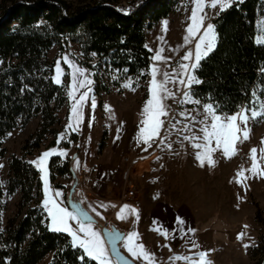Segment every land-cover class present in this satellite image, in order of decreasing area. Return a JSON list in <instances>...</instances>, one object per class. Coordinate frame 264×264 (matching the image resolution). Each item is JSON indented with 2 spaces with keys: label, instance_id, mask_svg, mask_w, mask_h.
<instances>
[{
  "label": "trees",
  "instance_id": "16d2710c",
  "mask_svg": "<svg viewBox=\"0 0 264 264\" xmlns=\"http://www.w3.org/2000/svg\"><path fill=\"white\" fill-rule=\"evenodd\" d=\"M175 6L174 0H133L127 6L112 0L76 6L65 0H0V157L5 155L3 142L9 133L39 119L21 154L7 161L5 194H17L19 200L15 217L0 227V264H40L48 255L47 264H98L72 247L67 233L48 228L39 171L27 158L47 137L49 147L56 145L59 114L69 102L65 86L54 81V62L48 53L55 45H77L79 63L92 72L94 93L110 94L112 86L121 94L128 78L136 85L147 82L153 62L146 48L147 33ZM261 19L264 0L234 2L213 19L216 47L194 73L201 83L193 85L192 92L201 104L213 103L222 114H232L248 101L253 88L264 86V46L256 42ZM101 68L117 72L110 87L98 82ZM72 138L76 139L75 133ZM106 139L104 132L99 151ZM62 145L68 147L67 142ZM48 171L50 184L63 189L56 179L72 177L73 162L52 156ZM3 199L0 184V218ZM258 216L257 211L261 235L250 256L257 253L261 258L256 264H264V223Z\"/></svg>",
  "mask_w": 264,
  "mask_h": 264
},
{
  "label": "rangeland",
  "instance_id": "374dc122",
  "mask_svg": "<svg viewBox=\"0 0 264 264\" xmlns=\"http://www.w3.org/2000/svg\"><path fill=\"white\" fill-rule=\"evenodd\" d=\"M65 1L69 6H76L82 3H89L92 0ZM132 1L133 0H112L113 3L122 6H127ZM174 1L176 6L169 17L161 20L147 33L146 48L152 54L153 62L150 69L155 64L159 68L161 74L167 72L173 79H177L178 77L176 74L180 72V64L189 63V61H184L182 59L183 56L189 51H195V44L199 37L191 43L185 39L188 35L187 28L191 23L190 16L194 7L192 0ZM205 11L207 13V18L204 21L205 27L208 24L213 25L212 19L217 17L220 13L219 8H206ZM165 21H167L166 30L164 24ZM262 25H264V19H261L260 21L256 40L264 35V27H262ZM158 53L163 56V60H153V57ZM48 58L54 62V76L56 75L55 69L57 62H60V66L63 70L61 85L66 88V94L69 101L68 107L62 110L59 114L60 123L56 126V129L58 130L56 145L49 147L48 144L51 137H47L43 146L27 158L32 163L38 161L43 153L48 152L51 149L55 148L58 152L64 151L66 152V156H53H58L62 162L67 161L71 163L74 161L73 171L76 177L81 179L79 178L80 167H85L87 169V175H90L93 168L91 167V160L94 155L102 153V156H99V161H103L104 159H107L110 156L111 151L114 150L112 147L121 146V148H126L130 146L131 148V146L135 145L136 136L139 127L141 126V121L144 118L143 109L146 101L149 99V81L151 79L150 70L146 83L143 82L136 85V83L130 78L125 80L121 87V94L118 93L116 88L111 86L112 82L116 79L117 72L109 70L104 71L103 68H101L97 74L98 82L99 84L104 83L107 87L111 86L110 94H105L103 92L100 97H98L94 93L93 82L88 86L91 89L90 91H88V89H78L77 98H79L81 92L88 91V101L83 108L82 123L79 124V130L74 131L79 135V142L78 135H76V139H71L73 131L67 127L68 124L72 122L69 121L68 118L69 115L70 117L72 116L71 109L74 103L69 96L72 86L71 73L73 69L69 64L65 63L64 60L67 58L73 64L85 70L88 79L91 81H93L92 72L90 73L79 63L78 59L80 58V52L78 46L75 44H69L67 47L63 44H60V46H53L48 53ZM157 78L163 79V76L161 75ZM125 84H131L132 87H124ZM168 88L176 95L174 98L165 100V104L168 106L169 116L163 118L165 119V126L161 132V137H167V139L164 140L163 143H160L159 141L155 143V149L151 151V153L156 156L155 162L158 163V165H140V170L144 168L152 171L149 177L151 186L150 184L146 185L143 180L144 178H141L140 181L137 180L135 182L136 187L134 186V188L136 190L139 189V192L144 196L142 198L149 203L159 200H166L174 203H186V210H184L183 214L186 216L187 222L190 223V218L192 220L195 219L196 227L202 231L204 237L206 234L212 237L214 241L213 244H210V242L209 244H206L205 241H203V243L199 244V248H196L198 251H190V249L185 250L181 252L180 256H194L195 253L199 251H207L209 253L208 258L213 264H256L261 256L256 253L255 257L252 258L250 252L253 248L258 246V239L261 235V226L256 220L257 211L259 220L264 223V178L248 179L246 181L247 188L245 189L236 183V174L242 167L248 168L251 166L252 162L248 157L252 148L260 149L261 147H264V144L261 143L264 141V122L251 121L249 123V128L251 129L250 139L237 145L238 154L236 156L229 159L223 156L222 151L218 150L213 154V158L216 161L215 166L212 167L205 164V166L201 167L199 161L195 158V153L198 150L192 147V142L184 140L183 137L193 134L202 136L200 128L203 127V125L200 123H194L185 116H182L181 113H190L192 116H196L197 121H199L202 119L203 109L201 105L203 104H182L180 101L183 98L185 89L179 83H169ZM93 98L95 100V108L91 107ZM36 123V119H33L30 125L26 128H18L12 131L7 135L3 142L6 152L4 156L0 157V165H3V167H0V182H2L1 186L4 192L3 201L5 203V211L0 218L1 228L5 226L9 219L15 217L17 212L16 206L19 200L17 194L14 196H7L5 194V181L8 173L7 161L10 156H19L21 154L22 146L26 141L30 140L31 135L37 129L35 126ZM173 124H175V128H172ZM185 125H188L191 131H184L183 129ZM104 132L107 134V139L103 149L99 151L98 145ZM61 136H63V139ZM117 136H119V139H117ZM64 142L68 143V147L62 145ZM165 142L166 149H163ZM195 142L203 143L202 140ZM168 144H171L170 148L167 147ZM78 151L79 157L76 158ZM146 155L143 157H146ZM49 159L50 157L47 161V170ZM77 161L79 162L78 164ZM180 162L183 164H179V166L178 163ZM32 164L36 167L34 163ZM182 169L187 175V178H191L193 172L197 173L195 176L197 178L196 184L193 189L187 191L189 195L182 197H151L147 195L148 192H150L148 190L149 188H166L170 185V182L172 185L178 183L179 175L177 173H182ZM38 171L40 179L44 183L43 173L39 169ZM172 177L176 179L171 181L167 180ZM47 179L49 188L53 194L56 191L61 192L65 189V200L62 196L56 198V200L61 206L67 208V206H65V201L67 192L73 183L72 177H57L56 182L58 184L61 186H67V188L62 186L63 189H57L50 185L49 171ZM85 180L87 182L86 176ZM76 189L81 204L87 211L90 212L92 210V205L100 204L98 202H84L85 192L83 187L77 185ZM45 198V195H43V201ZM114 209L115 207H113V210ZM119 209L120 206L114 213ZM122 209L123 207L114 215V220L118 217V214ZM44 210L46 218L48 219L47 225L50 229L51 218L48 216L47 210L45 208ZM91 213L94 215L96 221L92 226L94 230L101 233V230H98L97 226H103L105 221L103 220V215H98L94 212ZM184 220L186 219L184 218ZM107 222L109 223V220ZM69 223L74 230L78 229L76 221H69ZM131 226H134V222L126 221L123 224L124 231H129ZM241 232L245 233L243 240L237 238ZM245 244L250 245V247L245 248ZM172 254L177 255L179 253L173 252ZM166 256L170 257V253H166ZM50 259L51 255H48L40 264H47ZM132 261L136 263L134 260ZM112 264L116 263L112 260Z\"/></svg>",
  "mask_w": 264,
  "mask_h": 264
},
{
  "label": "snow or ice",
  "instance_id": "6c2138e0",
  "mask_svg": "<svg viewBox=\"0 0 264 264\" xmlns=\"http://www.w3.org/2000/svg\"><path fill=\"white\" fill-rule=\"evenodd\" d=\"M192 2L194 7L190 16L191 23L187 28L188 35L185 39L189 43L196 40L197 37H199V39L195 44V51L187 52L182 58L184 61H189V63L180 64V72L176 74L178 77L177 79H173L167 72L161 74L159 68L155 64L150 69L149 99L145 103L143 109L144 118L141 121V126L136 136L138 145H146L143 149L144 151H147L158 141L163 143L164 140L167 139V137H161V132L165 126V119L163 118L169 116L168 106L165 104V100L174 98L176 95L168 88L169 83H179L184 87L185 91L180 101L182 104L201 105V101L194 98L192 92L193 85L201 83L194 73L200 66L201 60L206 58L208 54L215 49L217 42L215 26L208 24L205 27L204 21L207 18L205 10L206 8H219L220 11H224L231 7L236 0H192ZM164 24L166 30L167 21H165ZM262 27H264V25H262ZM256 42L264 46V35L257 38ZM163 59V56L159 53L153 57L155 61H161ZM64 62L69 64L73 69L71 73L72 86L69 96L74 103L71 109L72 116L70 117L72 122H70L67 127L72 131H78L79 124L82 123L83 120V108L88 101V91L91 90L88 86L92 84V81L88 79L85 70L73 64L67 58H65ZM0 63H2V61H0ZM55 71L56 75L54 76V81L59 85L62 83L63 75V70L59 61L57 62ZM261 71L264 72V68H262ZM161 75L163 79H158L157 77ZM124 87L130 88L132 85L125 84ZM78 89H88V91L81 92L79 98H77ZM95 106V100L93 98L91 107L95 108ZM201 107L203 113L202 119L199 121H197L196 116H192L190 113L182 112L181 115L194 123L202 124L203 127L200 128L202 136H197L195 134L190 136L186 135L183 139L192 142V147L198 150L195 153V158L199 161L201 167L205 166V164L214 167L216 161L213 158V154L216 151L220 150L223 156L229 159L233 158L238 154L237 145L250 139L251 129L249 128V123L251 121L264 122V86L253 88L249 94L248 101L239 105L238 110L232 114H222L218 111V105L213 103H205L201 105ZM172 128H175V124L172 125ZM183 130L191 131L188 125H185ZM61 138L63 139V136H61ZM117 139H119V136H117ZM199 140H202L203 143L195 142ZM261 143L264 144V141ZM167 147L170 148L171 144H168ZM53 155L66 156V152H58L54 148L43 153L38 161L32 162L43 173L46 197L43 201V207L47 210L48 216L51 218L50 230L53 232L67 233L71 237L72 247L83 249L84 254L88 258L97 261L98 264H112L109 251L105 247L101 233L94 230L91 223H86L88 217L85 216L84 219H81L78 214L70 212L68 208L61 206L56 198L62 196V193L56 191L53 194L49 188L47 161L48 158ZM248 158L252 162L251 166L248 168L242 167L236 174V183L245 189L247 188L246 181L248 179L264 178V147L260 149L252 148ZM78 163L77 161V164ZM0 167H3V165H0ZM0 184H2V182H0ZM128 215L139 217V213L135 208L124 205L123 209L118 214V218L123 220L126 219ZM69 221H76L78 229L74 230ZM152 230L159 232L166 239L169 238V230L163 229L162 225L154 227ZM0 231H2V229H0ZM171 231L173 233V239L176 238V233H182L179 238L184 239L189 233L194 235L196 230L189 227L185 231L184 219L177 216ZM244 236L245 233L241 232L237 238L243 240ZM139 239V234L136 232L129 233L128 236L125 237L124 247L127 252L135 260L142 259L145 264H156L155 254L149 252L142 243H137ZM191 243L193 248H199V245H197L195 241ZM244 247L248 248L250 245L245 244ZM208 257L209 253L207 251H199L195 253L194 256L176 255L171 259L173 261L183 260L186 264H213ZM80 259H84V256H81Z\"/></svg>",
  "mask_w": 264,
  "mask_h": 264
},
{
  "label": "crops",
  "instance_id": "0c3cea01",
  "mask_svg": "<svg viewBox=\"0 0 264 264\" xmlns=\"http://www.w3.org/2000/svg\"><path fill=\"white\" fill-rule=\"evenodd\" d=\"M238 1L240 2L241 0H236V2ZM68 120L71 121L70 115ZM32 121L33 119L30 121V123ZM36 121L37 123L35 124V126L37 127L39 123V119L37 118ZM30 123L27 126H29ZM73 133L75 132L73 131ZM75 134L78 135L77 133ZM78 139H79V135H78ZM145 147L146 145H138L136 141L135 145L131 146V148L130 146L126 148H121V146L112 147V149L114 148V150L111 151L110 156L107 159H104L103 161H99L100 159L99 156H102V153L98 155L97 154L94 155L93 159L91 160L92 161L91 167L93 168L90 175H87V169L85 167H80V169L81 168L85 169V173L83 175L87 177L86 187H83V190L85 192L84 202L100 203V204L92 205L91 207L92 210L88 212L93 217L94 215L91 212H94L95 214L98 213V215H103L102 216L103 220H105L103 226L105 224H108V228L114 227L118 229L120 232L124 233L123 240L120 243V249L128 258H131L137 264H145V262L142 259L141 260L133 259L132 256L127 252L126 248L124 247L125 237H127L128 234L132 232H136L139 234L140 239L137 241V243H142L149 252L155 254L156 264H186V262H184L183 260L173 261L171 258L176 255H173L172 253L176 252L179 253L177 255H180L181 252L185 250H189V249L190 251L196 250V248H193L192 246L191 243L192 241H195L197 245L203 243V241H205L206 244H209V242L210 244H213L214 242L212 237L208 236V234H206L204 237L202 231L196 227L195 219L192 220L190 218V223L187 222V218L183 214L184 210H186L185 208L186 203H174L166 200H159L149 203L144 198H142L144 196L139 192V189L134 190L135 196L132 201L121 200V184L125 172L124 159L126 158L127 154H130L127 156H131L133 159L132 163L130 164L129 173H128V179L130 180V182L135 187H136L135 182L137 180L140 181L141 178H144L143 180L145 181L144 183L146 185L150 184L151 182L149 180V177L152 171L144 168L140 170V167L143 164L144 165L147 164L150 166L158 165V163L155 162L156 156H154V154L151 153V151L155 149L154 148L155 145L153 144V146L149 148L147 151L143 150ZM163 149H166V142L164 144ZM145 155L146 157H143ZM78 157H79V151L77 153L76 158ZM179 164L182 165L183 163L180 162L178 163V165ZM177 174L179 175L178 183L172 185V183L170 182V185L166 188H154V187L149 188L148 190L150 192H148L147 195L151 197H155V196L182 197L189 195L187 191L193 189L194 185L196 184L197 178L195 176L197 175V173L193 172L192 174L193 176L191 178H187V175L185 174L184 170L182 173L178 172ZM83 175L80 173L79 178H82ZM175 179L176 178L172 177V178H168L167 180L171 181ZM77 180L80 181L81 179L77 178ZM62 186H64V188H67V186L65 185ZM42 189H43V195H45L44 193L45 188L43 182H42ZM61 192H62V198L65 200L64 198L65 189H63ZM74 195L75 198L80 201L78 197L77 189ZM113 205L115 207L114 210H113ZM118 205L120 206V209L124 205H129L132 208H135L139 213V217L137 218L134 215H128L126 219L121 220L117 217L114 220V215L120 210L119 209L117 210L116 213H114L116 209L119 207ZM65 206H66V201H65ZM177 216L186 219L184 220L185 231L189 227L196 230L194 235L192 233H189L184 239H180L179 237L180 235H182V233H176V238L175 239L172 238L173 233L171 230L174 227ZM108 220L109 223L107 222ZM126 221L134 222V226H131L129 231L127 232L124 231L123 229V224ZM161 225L163 226V229L169 230V238L166 239L159 232L152 230L154 227ZM103 226L98 225L97 226L98 230H102ZM166 253H170V257L166 256Z\"/></svg>",
  "mask_w": 264,
  "mask_h": 264
},
{
  "label": "water",
  "instance_id": "95a60500",
  "mask_svg": "<svg viewBox=\"0 0 264 264\" xmlns=\"http://www.w3.org/2000/svg\"><path fill=\"white\" fill-rule=\"evenodd\" d=\"M72 180L73 183L71 188L68 190L66 198L67 208L70 211L78 214L81 219H84L85 216H87L88 219L86 220V223L95 224L96 221L94 217L91 216V214L82 206L81 202L75 198L74 194L78 185V180L74 172L72 175ZM101 234L107 245L109 255L116 264H136L131 259H129L120 249V243L122 242L124 237L123 232H120L114 227H109L102 228Z\"/></svg>",
  "mask_w": 264,
  "mask_h": 264
},
{
  "label": "built area",
  "instance_id": "2783aa9c",
  "mask_svg": "<svg viewBox=\"0 0 264 264\" xmlns=\"http://www.w3.org/2000/svg\"><path fill=\"white\" fill-rule=\"evenodd\" d=\"M132 157L131 156H126L124 159L125 161V172L123 175V181L121 184V200L122 201H132L134 198V185L130 182L128 179V173H129V167L130 164L132 163ZM80 173L83 175L85 173V169L81 168ZM78 184L81 187H86V180L85 176L83 175L81 180L78 181ZM102 228H108V224H105Z\"/></svg>",
  "mask_w": 264,
  "mask_h": 264
}]
</instances>
